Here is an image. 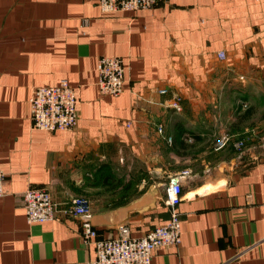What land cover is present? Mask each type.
Returning a JSON list of instances; mask_svg holds the SVG:
<instances>
[{
  "label": "crops",
  "instance_id": "1",
  "mask_svg": "<svg viewBox=\"0 0 264 264\" xmlns=\"http://www.w3.org/2000/svg\"><path fill=\"white\" fill-rule=\"evenodd\" d=\"M102 55L125 65L117 96L100 91ZM63 80L77 93V128H34V88ZM228 129L248 143L241 159L233 144L214 147ZM187 136L201 145L193 155ZM0 154V264H90L96 255L79 216L29 223V186L47 187L59 210L85 195L102 236L123 224L142 236L170 219L166 190L185 169L174 206L182 242L156 249L152 264H264V0L117 12L98 0H0Z\"/></svg>",
  "mask_w": 264,
  "mask_h": 264
},
{
  "label": "built area",
  "instance_id": "2",
  "mask_svg": "<svg viewBox=\"0 0 264 264\" xmlns=\"http://www.w3.org/2000/svg\"><path fill=\"white\" fill-rule=\"evenodd\" d=\"M165 0H98L100 8L104 12L140 10L154 7ZM220 59L225 60V51H219ZM99 87L103 95H119L123 91L125 82V65L119 56L102 55L98 59ZM243 78V77H241ZM161 93H166L167 88H161ZM77 93L74 88L63 80L57 85H41L34 88L30 98L32 125L36 129L48 131H62L77 128L79 114L77 111ZM171 107L182 111V98L175 95ZM132 121L127 122L129 126ZM158 131L164 132V126L159 125ZM168 141L173 142V137ZM185 141L193 142L191 136L185 137ZM216 149H223L228 145L242 152L245 142L242 139L235 140L234 136L222 135L213 140ZM190 169L183 170L169 183L166 190V202L172 207L170 219L159 224L142 236H134L129 226L123 224L119 227L117 236H102L89 219L91 214V202L85 195L73 196L64 210H59L53 200L50 190L45 186H29L23 193V203L26 209L29 223L45 221H63L66 215L81 217V234L87 245H94L95 257L90 264H152L153 253L162 247H176L182 242L181 218L175 205L181 195L182 177L191 174ZM6 173L1 166L0 154V196H3Z\"/></svg>",
  "mask_w": 264,
  "mask_h": 264
},
{
  "label": "rangeland",
  "instance_id": "3",
  "mask_svg": "<svg viewBox=\"0 0 264 264\" xmlns=\"http://www.w3.org/2000/svg\"><path fill=\"white\" fill-rule=\"evenodd\" d=\"M233 134H235V133H231L230 131H229V129L228 130H225V131H223V132H221V133H219V134H217V138L219 137V136H222V135H230V136H232ZM234 136V135H233ZM239 138L237 139V140H239V139H242V140H244V142H245V148L247 147V141L244 139V138H242V137H240V136H238ZM195 141H193V142H188L189 144H192V146H191V148H189L190 149V154H194V151H198L201 147V145H199V144H193ZM261 143H263V142H261ZM229 146V145H228ZM199 147V148H198ZM226 148V147H225ZM235 148V147H234ZM216 149V148H215ZM216 150H220V149H216ZM235 150L237 151V153H238V156H237V158H239V159H241L242 157H243V153H241L238 149H236L235 148ZM243 152V151H242ZM197 153H195V156H193L195 159H196V161H195V164H194V166H191L192 168H194V169H200V164H199V162H198V156L196 155ZM217 159H220V157H214V158H211V160L213 161V162H216L217 161ZM202 169V168H201ZM211 171H212V168H211Z\"/></svg>",
  "mask_w": 264,
  "mask_h": 264
},
{
  "label": "water",
  "instance_id": "4",
  "mask_svg": "<svg viewBox=\"0 0 264 264\" xmlns=\"http://www.w3.org/2000/svg\"><path fill=\"white\" fill-rule=\"evenodd\" d=\"M179 179L177 177L174 178V181L177 182Z\"/></svg>",
  "mask_w": 264,
  "mask_h": 264
},
{
  "label": "trees",
  "instance_id": "5",
  "mask_svg": "<svg viewBox=\"0 0 264 264\" xmlns=\"http://www.w3.org/2000/svg\"><path fill=\"white\" fill-rule=\"evenodd\" d=\"M180 144H182L183 142H179Z\"/></svg>",
  "mask_w": 264,
  "mask_h": 264
}]
</instances>
